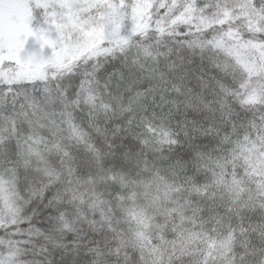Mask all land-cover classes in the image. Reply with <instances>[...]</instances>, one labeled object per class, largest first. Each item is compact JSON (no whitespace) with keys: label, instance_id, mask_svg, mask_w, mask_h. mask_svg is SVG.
<instances>
[{"label":"snow or ice","instance_id":"1","mask_svg":"<svg viewBox=\"0 0 264 264\" xmlns=\"http://www.w3.org/2000/svg\"><path fill=\"white\" fill-rule=\"evenodd\" d=\"M0 264H264V0H0Z\"/></svg>","mask_w":264,"mask_h":264}]
</instances>
